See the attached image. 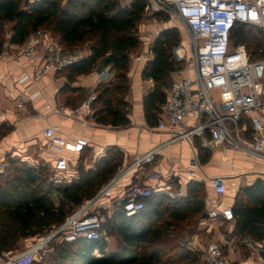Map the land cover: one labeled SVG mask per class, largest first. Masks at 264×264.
Here are the masks:
<instances>
[{"label":"trees","instance_id":"16d2710c","mask_svg":"<svg viewBox=\"0 0 264 264\" xmlns=\"http://www.w3.org/2000/svg\"><path fill=\"white\" fill-rule=\"evenodd\" d=\"M0 0V50L5 38L3 23H9L11 44H22L28 34L38 28L56 35L60 44L72 47L90 41V54L79 58L57 74H63L66 82L58 95L67 106L75 107V93L80 89L71 83L80 74L91 71L98 59L115 69L114 77L99 83L92 103L95 122L112 127L129 124L128 107L124 100L128 90L127 69L129 54L139 43L138 25L147 15L144 0H131L121 6L119 0ZM152 17L167 18L162 12L150 13ZM237 44H243L250 59L256 58L263 47L258 27L241 24L232 33ZM179 44L177 29H161L151 44L153 54L141 70V77L151 79L153 87L143 96L142 108L147 125L153 127L165 102V90L171 83V73L183 69V62L176 61L173 49ZM11 128L0 125V135ZM197 156L205 163L210 151L196 145ZM81 154V153H80ZM13 179L28 191L25 196H12L8 203H0V249H6L16 232L29 236L58 226L67 211L62 206L53 207L47 199L51 191H58L62 198L76 206L91 197L114 174L123 161V153L117 147L108 148L104 155L85 168L82 159L76 168L77 177L54 183L47 166H32L26 161L6 156ZM205 185L188 180L185 195L169 198L152 193L145 199L144 207L130 215L115 210L101 225L104 232L97 240L77 237L72 241L54 243L52 264H196L197 253L178 244L182 224L191 215L206 212ZM234 232L240 237L264 240V184L260 179L240 186L232 203ZM7 219L15 226L13 234L7 231ZM140 220L142 222H140ZM45 231V230H44ZM105 236H115L119 245L114 251L104 253ZM98 250L99 255L94 251Z\"/></svg>","mask_w":264,"mask_h":264},{"label":"built area","instance_id":"2783aa9c","mask_svg":"<svg viewBox=\"0 0 264 264\" xmlns=\"http://www.w3.org/2000/svg\"><path fill=\"white\" fill-rule=\"evenodd\" d=\"M144 1L146 10L178 19L189 32L187 46L178 44L173 49L176 61H186L187 73L173 79L165 90V102L152 128L168 131V143L186 140L194 147L198 144L209 151L217 147L229 148L259 159L263 163L260 180L264 184V0ZM241 24L254 25L261 31L263 47L258 49L259 55L254 59H250L245 46L233 40L235 27ZM3 28L9 39V23L4 22ZM4 57H11L18 66L23 62L32 64L39 57L35 70L23 73L16 80L22 85L36 81L46 73L62 71L81 58V52L63 46L49 31L38 28L30 32L22 44H4L0 60ZM94 100L95 93H90L71 107L65 105L55 92L52 100L44 103L43 109L47 114H60L86 125L94 111ZM22 105L19 102L17 107ZM46 113L34 110L32 116L41 118ZM42 137L57 152L53 162L45 163L52 181L61 183L75 179L77 167L71 169L65 153L80 154L88 141L83 137L64 138L54 126L46 127ZM158 151L153 147L119 165L91 197L72 206L54 229L42 234L21 252H1L0 264H31L35 257H44L56 239L72 241L83 237L97 240L104 234L102 223L115 210L120 209L126 215L141 210L147 197L162 190L157 185H144L133 180L126 183L125 178L151 164ZM186 173L189 178L194 177L191 166H187ZM209 182L216 197L225 195L223 176H213ZM164 191L171 195L170 191ZM205 211L209 220L234 221L232 204L221 205L219 202L215 206H206ZM250 248L247 256L230 259L221 242L209 240L202 247L201 264H264V240L253 241Z\"/></svg>","mask_w":264,"mask_h":264},{"label":"crops","instance_id":"0c3cea01","mask_svg":"<svg viewBox=\"0 0 264 264\" xmlns=\"http://www.w3.org/2000/svg\"><path fill=\"white\" fill-rule=\"evenodd\" d=\"M131 0H119L121 6H126ZM138 47L129 54L127 69L128 90L124 100L129 104V124L112 127L95 122L89 117L86 125L78 120L65 117L60 114H47L43 105L51 101L53 94L66 82L63 74L46 73L36 81H27L18 84L16 80L23 73H32L38 66L40 59L30 64L16 65L11 57L0 60V125L11 129L4 135H0V162L7 155L20 158L32 166L51 163L57 152L50 148L42 137V131L48 126H54L60 136L67 139L83 137L88 141V146L81 154L65 155L69 158L71 169L82 163L85 168L93 167L96 160L104 155L110 147H117L123 153L122 164L128 163L136 154L142 153L153 147L158 148L155 160L144 168L137 170L125 178V182L137 181L144 185H157L164 190H173L185 194L188 180H197L205 183L212 194L205 202L206 206L232 204L234 194L240 186L251 184L260 179L262 161L251 156L244 155L240 151L217 147L210 151L209 159L201 163L197 156L196 147L186 140H178L168 143L170 137L168 131L156 130L147 125L142 108L143 96L153 87L151 79L141 77V70L147 60L153 56L151 44L156 32L151 33V28L139 23ZM159 32V31H158ZM157 32V33H158ZM8 43L5 37L4 44ZM81 58L90 54V41H86L79 48ZM40 55V51L38 53ZM139 56V58H137ZM115 69L111 65H104L102 59H98L86 74H80L70 84L71 87L80 89L75 93V100L79 102L88 94L94 93L99 83H105L114 77ZM186 71L171 73V80L183 76ZM22 102V107L17 104ZM34 110L46 113L44 117L32 116ZM44 146H47L46 148ZM187 166L194 170V177L189 178L186 173ZM73 170V169H72ZM216 175L224 177L226 193L225 197H216L210 187V178ZM229 198H226V195ZM204 226L218 236V227L228 223L234 228L233 222L209 220L202 217ZM235 233V232H234ZM237 234H233L229 241L222 243L224 250L230 259L245 257L251 252L250 244L254 241L251 237H240V244L235 243ZM216 240V239H215ZM218 241V240H216ZM220 242V241H219Z\"/></svg>","mask_w":264,"mask_h":264},{"label":"rangeland","instance_id":"374dc122","mask_svg":"<svg viewBox=\"0 0 264 264\" xmlns=\"http://www.w3.org/2000/svg\"><path fill=\"white\" fill-rule=\"evenodd\" d=\"M66 0H62L61 4L64 5ZM147 15L142 19L140 23L145 24L146 27L151 28V33L156 32L161 29L165 28H171L174 27L177 29L178 36H179V44L187 46L188 39H189V32L187 28L176 18H170L167 15V18H156L152 17L150 13L151 11L147 10ZM4 29V28H3ZM54 37L57 38L56 35ZM4 38H5V29H4ZM81 44H76L72 47L73 49H79L82 46ZM243 45V44H242ZM244 46V45H243ZM188 65L186 64V61H183V69L180 71H186L187 73ZM180 71H177L180 72ZM263 98V97H262ZM45 148L47 146H44ZM28 164V163H27ZM30 165V164H29ZM38 166V165H37ZM14 174L9 169V163L8 159H4L2 162H0V203L5 202L8 203L10 201V198L12 196H25L26 191L21 183L17 180L13 179ZM205 185V195H204V201L211 197V193L209 192V189L207 188L206 182ZM160 194H163L167 197L171 198H180L184 196L185 194H180L179 190L178 192H175L171 190V195L163 192H158ZM230 196L227 194L226 198H229ZM48 202L53 206H62V208L65 211H69L72 208V204L65 201L61 194L58 191H51L47 195ZM1 207V205H0ZM4 222L9 224L7 231L11 234L15 232V226L12 222H9L7 219H4ZM140 222H142L140 220ZM205 221L202 220V217L200 215H191L189 216L182 224H180L181 229V237L178 239V244L180 246H183L184 249L189 250L190 252L197 253V262L196 264H201V255H202V247L205 245V243L209 240H218L221 243H225L226 241H229L231 236L234 233V228L229 225L228 223H224L218 227L219 234L217 237H215V233L213 231H209L204 226ZM55 227H52L51 229H54ZM45 230V231H44ZM50 229L46 231V229H43L41 232L29 235V236H20L16 232V236L12 239L9 246L6 249H0L1 252L10 251L12 253H18L23 251L27 246L35 242L42 234L45 232H48ZM239 236H237V239H235V243L238 245L240 244ZM63 242V240H54L51 242V244L48 247V251L46 252V255L42 258L35 257L34 260L31 262V264H52L54 259V251H53V245L54 243ZM105 249L104 253H107L109 251H114L117 249V246L119 245L118 239L115 236H106L105 238ZM100 252H94L95 255H99Z\"/></svg>","mask_w":264,"mask_h":264},{"label":"water","instance_id":"95a60500","mask_svg":"<svg viewBox=\"0 0 264 264\" xmlns=\"http://www.w3.org/2000/svg\"><path fill=\"white\" fill-rule=\"evenodd\" d=\"M202 217H207V212H204Z\"/></svg>","mask_w":264,"mask_h":264},{"label":"bare ground","instance_id":"6f19581e","mask_svg":"<svg viewBox=\"0 0 264 264\" xmlns=\"http://www.w3.org/2000/svg\"><path fill=\"white\" fill-rule=\"evenodd\" d=\"M225 197V195L223 196V198Z\"/></svg>","mask_w":264,"mask_h":264}]
</instances>
